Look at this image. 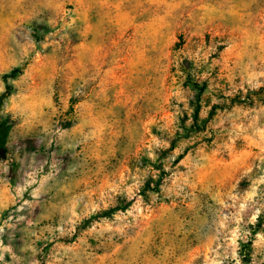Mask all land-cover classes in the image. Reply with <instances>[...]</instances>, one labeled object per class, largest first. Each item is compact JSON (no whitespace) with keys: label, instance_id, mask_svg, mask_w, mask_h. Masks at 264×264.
I'll list each match as a JSON object with an SVG mask.
<instances>
[{"label":"rangeland","instance_id":"obj_1","mask_svg":"<svg viewBox=\"0 0 264 264\" xmlns=\"http://www.w3.org/2000/svg\"><path fill=\"white\" fill-rule=\"evenodd\" d=\"M0 117V264H264V0H0Z\"/></svg>","mask_w":264,"mask_h":264},{"label":"trees","instance_id":"obj_2","mask_svg":"<svg viewBox=\"0 0 264 264\" xmlns=\"http://www.w3.org/2000/svg\"><path fill=\"white\" fill-rule=\"evenodd\" d=\"M22 73V68L21 67H16L13 68L7 75L6 78H15L17 77L19 74ZM198 86V84H197ZM206 87V83L203 84V86L201 87V90H203ZM10 94V88L7 86L6 91L2 94L1 96V100H3L4 98H6L7 96H9ZM216 105L213 106V108L211 109L210 113H209V117H212L215 112H216ZM198 112V109H197ZM198 115H196L195 117L197 118ZM197 122V120L195 121ZM12 128V123L10 122V118L9 117H0V159L4 158L6 155V141L9 135V131ZM171 149H173V146L170 147ZM182 157V156H180ZM123 207H114L111 210H116V209H120ZM110 210V211H111Z\"/></svg>","mask_w":264,"mask_h":264}]
</instances>
